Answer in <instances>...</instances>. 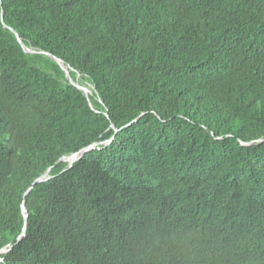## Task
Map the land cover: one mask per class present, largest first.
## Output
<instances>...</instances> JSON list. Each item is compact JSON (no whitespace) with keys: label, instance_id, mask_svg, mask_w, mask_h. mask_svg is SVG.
Instances as JSON below:
<instances>
[{"label":"trees","instance_id":"1","mask_svg":"<svg viewBox=\"0 0 264 264\" xmlns=\"http://www.w3.org/2000/svg\"><path fill=\"white\" fill-rule=\"evenodd\" d=\"M9 244L0 264H264V0H0Z\"/></svg>","mask_w":264,"mask_h":264},{"label":"water","instance_id":"2","mask_svg":"<svg viewBox=\"0 0 264 264\" xmlns=\"http://www.w3.org/2000/svg\"><path fill=\"white\" fill-rule=\"evenodd\" d=\"M1 18H2V17H1ZM2 22H3V20H2ZM11 30L15 33L16 38H17L18 42L21 44V46L23 47L24 51H26V52H31V53L40 52V53H45V54H47L48 56H50L55 62H57V63L62 67L65 77H66L71 83H73L76 87H78L81 91H83V93L87 96L88 90H87L86 88H83L82 86H80V84L77 82L76 79H72V78L70 77V75H69V65H68V64H64V63L61 61V59L57 58L56 56L52 55V54L49 53V52L44 51L43 49L37 50V49H34V48H32V47H27V46H25L24 43H23V41H22V39H21V37H19V36L17 35V33H16L13 29H11ZM77 76H78V74H77ZM77 76H76V78H77ZM137 119H138V118H136L134 121H136ZM258 140L261 141V140H263V139L260 138V139H258ZM107 142H109V141H106V142H93V143H91V144H89V145H87V146L81 148V149L78 150L77 152H73V153H71V154H69V155H64V156H62V157L59 159V161H61V160L67 161V168H69V167L72 166V164H73L76 160H78V159L84 154V152L89 151V150H91V149H94V148L97 147V145H99V144L107 143ZM248 143H252V142H248ZM50 168H51V167H49L45 172H43L42 174H40V175H39V176L33 181L32 184H34V183H35L36 181H38V180H44V179H47V178L51 177V176L48 174ZM31 187H32V185L29 186V187L25 190L24 195L27 194V193L29 192V190L31 189ZM21 211H22V216H23V219H24V225H23V227H22V229H21V232L19 233V235H18V237H17V241H19V240L23 237V235L25 234V226H26V210H25L24 200H23L22 203H21ZM11 247H12V244H9V245H6V246L0 248V253H2V252H7ZM0 260H2L1 257H0Z\"/></svg>","mask_w":264,"mask_h":264}]
</instances>
